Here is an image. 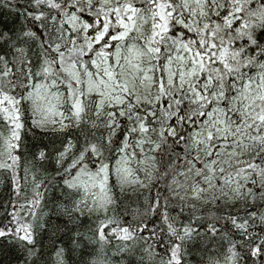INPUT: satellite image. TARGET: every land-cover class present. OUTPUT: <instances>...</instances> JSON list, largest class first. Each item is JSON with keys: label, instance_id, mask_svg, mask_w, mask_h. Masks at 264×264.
I'll return each mask as SVG.
<instances>
[{"label": "snow or ice", "instance_id": "1", "mask_svg": "<svg viewBox=\"0 0 264 264\" xmlns=\"http://www.w3.org/2000/svg\"><path fill=\"white\" fill-rule=\"evenodd\" d=\"M0 264H264V0H0Z\"/></svg>", "mask_w": 264, "mask_h": 264}]
</instances>
